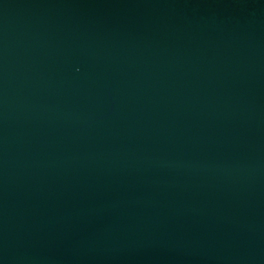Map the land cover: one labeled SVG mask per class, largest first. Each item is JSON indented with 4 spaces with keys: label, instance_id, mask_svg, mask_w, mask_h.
Instances as JSON below:
<instances>
[{
    "label": "water",
    "instance_id": "95a60500",
    "mask_svg": "<svg viewBox=\"0 0 264 264\" xmlns=\"http://www.w3.org/2000/svg\"><path fill=\"white\" fill-rule=\"evenodd\" d=\"M0 264H264V0H0Z\"/></svg>",
    "mask_w": 264,
    "mask_h": 264
}]
</instances>
